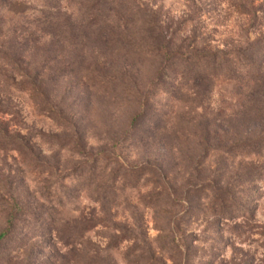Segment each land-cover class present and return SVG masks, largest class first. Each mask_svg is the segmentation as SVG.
I'll return each mask as SVG.
<instances>
[{
  "label": "rangeland",
  "instance_id": "rangeland-1",
  "mask_svg": "<svg viewBox=\"0 0 264 264\" xmlns=\"http://www.w3.org/2000/svg\"><path fill=\"white\" fill-rule=\"evenodd\" d=\"M104 2L0 0V264H264V0Z\"/></svg>",
  "mask_w": 264,
  "mask_h": 264
},
{
  "label": "trees",
  "instance_id": "trees-1",
  "mask_svg": "<svg viewBox=\"0 0 264 264\" xmlns=\"http://www.w3.org/2000/svg\"><path fill=\"white\" fill-rule=\"evenodd\" d=\"M93 1L95 2V7H97L101 2H103V4L105 3L104 0H93ZM34 87H36V85ZM36 92L38 95L41 96L40 102H44L46 105H48L45 99L44 91L38 87ZM40 110H43V109H40ZM6 112H8L9 114L15 113V112H11V109H7V111H2V109H0V113L6 114ZM20 124H21L20 122L16 123L15 124L16 127L14 128L12 127V129H9L7 127L0 128V149L1 150L23 151V148L27 147L30 149V151H34L30 143L28 141L27 142L24 141V138L21 136V130H19V128H23V127H21ZM16 221H17V214L15 213V210L10 209V212L7 215L6 227L0 232V241L5 239L8 236V234L13 230ZM97 224H100V221L88 220L87 228L91 229Z\"/></svg>",
  "mask_w": 264,
  "mask_h": 264
}]
</instances>
